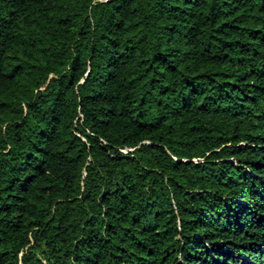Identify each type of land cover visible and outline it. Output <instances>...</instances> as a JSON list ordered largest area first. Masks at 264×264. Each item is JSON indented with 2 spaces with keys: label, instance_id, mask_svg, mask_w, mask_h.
Masks as SVG:
<instances>
[{
  "label": "trees",
  "instance_id": "16d2710c",
  "mask_svg": "<svg viewBox=\"0 0 264 264\" xmlns=\"http://www.w3.org/2000/svg\"><path fill=\"white\" fill-rule=\"evenodd\" d=\"M0 264H264V0H0Z\"/></svg>",
  "mask_w": 264,
  "mask_h": 264
}]
</instances>
